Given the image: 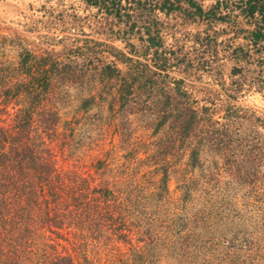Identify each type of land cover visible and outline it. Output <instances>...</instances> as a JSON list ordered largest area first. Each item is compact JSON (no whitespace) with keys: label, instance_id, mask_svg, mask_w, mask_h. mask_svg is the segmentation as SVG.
I'll use <instances>...</instances> for the list:
<instances>
[{"label":"rangeland","instance_id":"obj_1","mask_svg":"<svg viewBox=\"0 0 264 264\" xmlns=\"http://www.w3.org/2000/svg\"><path fill=\"white\" fill-rule=\"evenodd\" d=\"M96 2L0 0V62L16 59L15 44L42 55L91 40L107 46L102 47L105 57L121 73L126 69L111 56L116 52L153 70L154 49L148 47V38H153L159 43L156 55L168 63L164 73L180 81L195 108H208L210 120L230 125L234 135L264 136V49L262 42L253 44L250 38L260 26L257 15L246 16L237 7L238 0H169L171 5L164 0H119L115 7L119 17L109 0ZM11 108L8 105L7 113L12 114ZM63 111V121H69L70 113ZM85 117L78 113L74 124L66 126L73 129L66 150L74 157L65 162L58 158V165L92 173L95 161L108 162L114 171L107 188L120 197L129 189L127 198L135 207L109 221L124 224L126 236L121 241L109 226L98 232L90 229L83 237L75 230L71 236L64 229L57 231L54 241L75 264L83 259L88 264H264V169L258 179L238 183L228 173L212 169L214 162L220 166L213 155L203 153L202 168L190 169L186 149L178 146L163 165L169 172L166 191L159 190L153 141L158 135L150 125L129 115L122 130L116 131L108 121L90 124ZM232 117L235 122H228ZM8 119L0 115L3 124ZM63 121L59 132L65 128ZM246 144L238 149L250 150ZM186 181L190 187H185ZM183 195L190 200L179 210ZM205 201L218 206V213L205 216L200 230L194 222ZM165 218L174 219L175 226L181 219L191 222L179 235L185 237L181 242L163 229L160 232Z\"/></svg>","mask_w":264,"mask_h":264},{"label":"trees","instance_id":"obj_2","mask_svg":"<svg viewBox=\"0 0 264 264\" xmlns=\"http://www.w3.org/2000/svg\"><path fill=\"white\" fill-rule=\"evenodd\" d=\"M109 2L114 8L119 4V0ZM237 4L246 16H258L260 26L250 38L253 44L262 42L264 49V0H238ZM114 14L118 16L116 8ZM148 41L154 59L156 56L153 70L116 52L111 56L125 67L121 73L117 64L105 57L103 48L107 46L91 40L42 55L15 44L19 50L16 59L0 62V115L9 117L6 124L0 122V264H75L72 255L54 241L62 229L70 236L75 230L83 237L90 229L98 232L109 226L117 240L126 236L123 223L109 221L120 211L128 214L135 206L127 198L129 189L120 197L107 188L108 177L114 171L108 162L95 161L90 166L92 173L58 165V158L65 162L74 157L72 150H66L73 129L66 126L74 124L78 113L86 115L85 123L108 121L116 131L122 130L121 123L129 115H137L150 125L158 135L153 141L158 149L159 190L166 191L169 172L163 165L178 146L186 149L190 169H201V155L206 153L220 159V166L214 162L212 169L228 173L234 181L258 179L264 169V136L234 135L230 125L210 120L208 108H195L180 81L164 73L168 63L163 55H156L159 43L153 38ZM8 105L12 106V114L7 113ZM62 110L70 113L69 121H63ZM233 118L228 122L234 123ZM62 121L65 128L59 132ZM242 143L251 149L239 150ZM208 173L207 181L212 172ZM187 181L185 187H190ZM189 200L183 195L179 210ZM215 213L218 206L205 201L202 210H197L195 226L202 230L205 216ZM174 222L165 218L160 232L163 229L181 242L185 237L179 235L191 222L181 219L177 226ZM82 261L77 262L88 264Z\"/></svg>","mask_w":264,"mask_h":264}]
</instances>
